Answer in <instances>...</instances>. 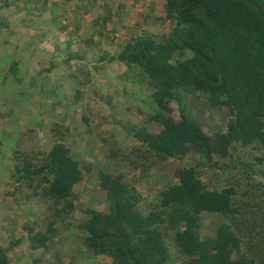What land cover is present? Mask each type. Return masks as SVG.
I'll list each match as a JSON object with an SVG mask.
<instances>
[{
  "label": "trees",
  "instance_id": "trees-1",
  "mask_svg": "<svg viewBox=\"0 0 264 264\" xmlns=\"http://www.w3.org/2000/svg\"><path fill=\"white\" fill-rule=\"evenodd\" d=\"M15 8L11 0H0V33L14 55L0 57L1 83L13 80L19 95L32 98L37 93L29 89L55 77L62 80L53 85L57 96L62 85L72 92L65 95V106L59 96L46 101L45 112L59 116L56 122L38 117L32 128L22 130L28 134L46 127L49 134L40 148L10 151L2 199L23 188V199L47 202L48 216L42 230L19 218V235L0 245V264L13 261L10 252L21 242L35 255L33 263L52 252L57 263L65 264L81 253L108 264H167L168 235L181 258L178 264H264V181L254 179L264 178V0H163L159 12L142 19L154 32L140 30L115 54L89 63L81 52L61 57L54 51L38 59L43 55L37 41L47 30L36 32L28 19L12 25V18L26 14ZM23 52L34 66L27 80L15 74ZM114 63L124 69L113 77L107 67ZM127 84L131 95L147 100L142 121H99L109 115L104 107L113 109L112 91L124 96ZM187 96L225 109L224 126L205 134L185 115V105L173 116L171 103ZM81 107H86L83 114ZM114 126L117 135L110 131ZM92 134L100 139L95 149L107 144L105 158L122 166L118 174L91 168L72 155ZM183 160L189 165H181ZM168 169L171 181L158 193V203L141 215L135 186L152 172ZM89 184L104 193V210L76 205ZM77 206L80 218L66 222ZM201 213L223 220L211 237L199 234ZM60 232L73 234L65 240L73 251L55 248Z\"/></svg>",
  "mask_w": 264,
  "mask_h": 264
},
{
  "label": "rangeland",
  "instance_id": "rangeland-1",
  "mask_svg": "<svg viewBox=\"0 0 264 264\" xmlns=\"http://www.w3.org/2000/svg\"><path fill=\"white\" fill-rule=\"evenodd\" d=\"M162 3L163 0H160L158 4H156L158 10L160 9L159 4L162 5ZM27 13L30 14L29 12ZM27 13H19L15 18H12L14 21L12 22V25L22 24L23 22L28 23L26 17ZM148 31L154 32L155 30L150 29ZM12 34L14 35V29H12ZM6 37L7 36L5 34L0 33V57L2 55H6L5 59L9 60L10 58H13L14 55L12 53L9 54L10 52H8L10 42H3ZM12 45L14 44L12 43ZM38 48L39 50L41 49V54L43 55L38 59L42 61L46 60L43 57L47 58V56H49L47 53H50V51L47 50L48 48L45 45H40ZM30 51L31 50H29V52ZM43 52L46 53L44 54ZM7 53L9 55H7ZM34 58L37 57L35 56ZM20 59L19 68L15 74L16 77L22 76L25 80H27V77H29V75L32 73L34 66L31 62L28 63L30 60L28 52H23ZM0 65H3L1 63V59ZM107 68L113 77L116 76V74L121 73L124 69L119 63H114ZM2 77L3 74L0 72V141L2 142L0 153V188L1 185H3L8 180L7 174L9 173L8 170H10L8 166L10 162V151L38 149L43 145L45 139L48 137L49 131L46 127L42 128L38 132L23 134L22 130L24 127L28 130L32 128L33 123L38 117L46 121L50 120L48 118H52L56 122L59 116H51L52 112L49 113V115L46 114L47 110L45 109L49 105V102L46 101H53L52 98L54 96H59L56 100L60 101L61 104L65 106L66 102L69 100L65 98V95L69 97L72 92H69V89L62 85L61 91H57V93H59L57 96L53 91V85L54 88H56L57 86L55 84H62V80L59 78L56 79L54 77L51 81L41 80L38 85L32 89H29L31 93L34 91L37 93V97L30 98L28 94H18L19 88L17 90V83L15 81L8 80L4 83H1ZM37 78L38 77H34V80L37 81ZM102 83L103 87H107L108 90L112 88V86L107 84L108 82L102 81ZM109 83L111 84L110 81ZM130 88H132V86L127 84L126 89H129V91L126 92V95L121 97L117 96L118 94L114 95V92L112 91L111 100H113V109L109 106L104 107V111H109V115H100L101 117L98 119L99 121H113L115 123L117 118H133L142 121L144 118L143 113L145 108L149 109L147 100L145 98L131 95ZM27 93L29 92L27 91ZM44 96H47V98ZM182 103H177L176 101L171 103V111L173 112L172 115L176 116L178 109L185 105L183 107V109H186L185 115H187L194 123H196L205 134L209 135L214 131L220 130L224 126V121L227 117V112L225 109L217 110L214 108H209L202 97L195 96H187L185 100L182 101ZM85 110L86 107H81L79 113L83 114L86 112ZM151 129H153L152 132H157L158 127L152 124ZM110 131L116 135L119 133V130L116 126L111 128ZM96 141L100 142V139L95 138V135L93 134L88 136V138H84L80 146L78 145L76 148L71 150L72 155L77 156V158L80 157V160H85L83 162L85 165L90 163L91 168L93 167L96 170L100 169L101 171L111 174H118L120 171H122V166L120 164L114 166L111 160L105 158L106 152L109 149L108 145H98V148L95 149L96 145L98 144ZM181 165L188 166V160H183ZM171 179L172 169L161 172L154 171L135 186L133 194L137 195L142 201V204L139 207V213L141 215H145L150 207L155 206L158 203V193L168 184V182L171 181ZM254 179L259 182L264 181V178L259 175L255 176ZM127 181L132 185L130 179ZM37 191H40V189H37ZM22 192L23 188L19 189V191H17V193L14 194L10 199H2L0 194V245L3 247L7 246L9 239L15 238V236L19 235L17 227L22 225V223L19 221V218L27 221V223L30 225L32 222L34 224L36 223V226L40 227V230H42L45 219L48 216L47 202H43L32 197H30L28 200L23 199L20 194ZM77 199L76 205H84L94 210H104L106 208L104 193L98 190L92 184L85 185L84 190H81V194H79ZM79 209H81V207H75L73 213H71L72 217L67 219L65 218V221L72 223L75 221V219L80 218ZM246 220L247 219L241 221V225H246ZM222 221L223 220L219 215L201 213L199 218L201 226L199 228V234L202 238L211 237L215 229L223 223ZM57 226H59V224H57ZM71 235H73L71 232L69 235L65 232H60L59 237L57 236L55 238V241L58 242V245H56L55 248L60 252L73 251V245L71 243L65 242V240L70 239ZM164 241L168 246L167 264H178L181 261V258L172 246L171 235L164 237ZM256 248L257 252L261 253V250L258 247ZM10 253L13 254V261H11L10 264H65L57 263L54 260L55 256L52 252L49 253L48 256H45V258L39 263L31 262V259L34 258L35 255L26 249V246L23 242H21L20 245L14 248V250ZM79 255L81 256L78 257V259H72L71 264H108L106 262H102L100 258H90V256L85 253H81ZM67 263L68 262H66V264Z\"/></svg>",
  "mask_w": 264,
  "mask_h": 264
},
{
  "label": "crops",
  "instance_id": "crops-1",
  "mask_svg": "<svg viewBox=\"0 0 264 264\" xmlns=\"http://www.w3.org/2000/svg\"><path fill=\"white\" fill-rule=\"evenodd\" d=\"M159 1L11 0L17 12L30 13L26 17L36 32L47 30L37 46H50L47 50L61 57L65 52H81L88 63L105 53L115 54L138 31L150 30L142 19L159 12Z\"/></svg>",
  "mask_w": 264,
  "mask_h": 264
}]
</instances>
